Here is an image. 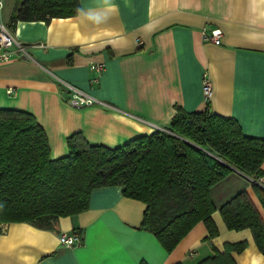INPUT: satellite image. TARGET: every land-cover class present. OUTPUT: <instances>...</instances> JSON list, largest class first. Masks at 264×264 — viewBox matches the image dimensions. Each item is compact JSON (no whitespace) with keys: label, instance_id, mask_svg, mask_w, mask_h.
I'll return each instance as SVG.
<instances>
[{"label":"crops","instance_id":"1","mask_svg":"<svg viewBox=\"0 0 264 264\" xmlns=\"http://www.w3.org/2000/svg\"><path fill=\"white\" fill-rule=\"evenodd\" d=\"M18 1L3 0L0 24L31 60L0 65V109L33 115L51 159L67 155L74 133L114 148L163 130L175 105L188 112L208 107L235 119L244 135L264 139V0H79L74 16L11 25ZM215 28L220 43L203 40L202 31ZM70 86L95 103L68 105ZM253 183L264 189V174L253 180L234 169L210 190L217 235L208 237L199 221L170 252L140 228L144 203L124 197L119 186L96 188L86 211L59 217L53 229L0 224V264H198L241 241L246 247L231 252L234 264H264L249 229L229 230L219 213L245 190L264 218ZM72 231L81 243L61 246L59 234Z\"/></svg>","mask_w":264,"mask_h":264},{"label":"trees","instance_id":"2","mask_svg":"<svg viewBox=\"0 0 264 264\" xmlns=\"http://www.w3.org/2000/svg\"><path fill=\"white\" fill-rule=\"evenodd\" d=\"M78 10L79 0H19L10 24L47 23ZM174 110L163 130L114 148L71 134L67 155L51 159L47 136L33 115L0 109V224L53 229L59 217L86 211L93 189L119 186L124 197L145 204L140 228L165 251L199 221L208 237H215L210 190L234 169L253 180L262 177L264 139L244 135L235 119L208 107L188 112L175 105ZM252 189L264 211V189L256 183ZM219 213L229 230L249 229L264 256V218L245 190L222 204ZM245 247V241L227 243L198 264H234L231 252Z\"/></svg>","mask_w":264,"mask_h":264},{"label":"built area","instance_id":"3","mask_svg":"<svg viewBox=\"0 0 264 264\" xmlns=\"http://www.w3.org/2000/svg\"><path fill=\"white\" fill-rule=\"evenodd\" d=\"M2 2L3 0H0V9L2 8ZM220 37V29L215 28L202 31V38L205 41L219 44ZM18 59L31 60V56L26 52L25 48L11 30L0 24V65ZM93 68L96 71H99L101 69V64H95ZM94 81H96V79L92 80V82ZM69 89L71 90V95L66 99V103L72 107L88 106L96 101L94 98L84 94L77 88L70 86ZM202 94L206 101L211 94V82L206 74L202 77ZM58 239L61 246L69 248L81 243V234L77 231L60 233Z\"/></svg>","mask_w":264,"mask_h":264},{"label":"rangeland","instance_id":"4","mask_svg":"<svg viewBox=\"0 0 264 264\" xmlns=\"http://www.w3.org/2000/svg\"><path fill=\"white\" fill-rule=\"evenodd\" d=\"M8 1V3L10 2V0H7Z\"/></svg>","mask_w":264,"mask_h":264}]
</instances>
